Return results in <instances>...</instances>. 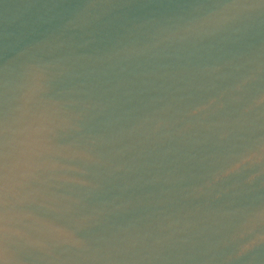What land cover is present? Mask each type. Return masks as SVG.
Masks as SVG:
<instances>
[{
    "label": "water",
    "instance_id": "water-1",
    "mask_svg": "<svg viewBox=\"0 0 264 264\" xmlns=\"http://www.w3.org/2000/svg\"><path fill=\"white\" fill-rule=\"evenodd\" d=\"M0 264H264V0H0Z\"/></svg>",
    "mask_w": 264,
    "mask_h": 264
}]
</instances>
